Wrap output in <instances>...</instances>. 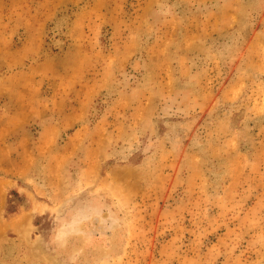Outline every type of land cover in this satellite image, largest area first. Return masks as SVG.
I'll use <instances>...</instances> for the list:
<instances>
[{"label":"rangeland","instance_id":"rangeland-1","mask_svg":"<svg viewBox=\"0 0 264 264\" xmlns=\"http://www.w3.org/2000/svg\"><path fill=\"white\" fill-rule=\"evenodd\" d=\"M0 264H264V0H0Z\"/></svg>","mask_w":264,"mask_h":264}]
</instances>
